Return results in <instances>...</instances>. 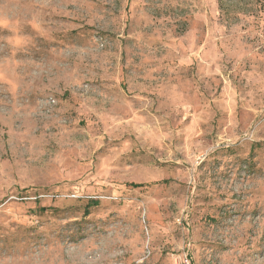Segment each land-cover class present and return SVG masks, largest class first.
I'll list each match as a JSON object with an SVG mask.
<instances>
[{
	"label": "rangeland",
	"instance_id": "rangeland-1",
	"mask_svg": "<svg viewBox=\"0 0 264 264\" xmlns=\"http://www.w3.org/2000/svg\"><path fill=\"white\" fill-rule=\"evenodd\" d=\"M0 264H264V0H0Z\"/></svg>",
	"mask_w": 264,
	"mask_h": 264
}]
</instances>
